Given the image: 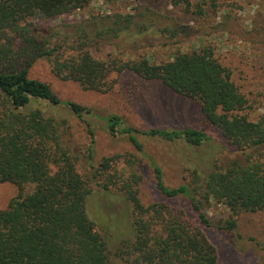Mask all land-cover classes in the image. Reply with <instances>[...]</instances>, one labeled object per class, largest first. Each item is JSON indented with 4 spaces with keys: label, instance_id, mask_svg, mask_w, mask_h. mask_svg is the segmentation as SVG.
<instances>
[{
    "label": "trees",
    "instance_id": "trees-1",
    "mask_svg": "<svg viewBox=\"0 0 264 264\" xmlns=\"http://www.w3.org/2000/svg\"><path fill=\"white\" fill-rule=\"evenodd\" d=\"M90 1L0 0V184L19 189L7 209L0 210V264H110L114 243V255L126 264H217V250L202 228L234 234L237 216L264 212V115L249 122L238 114L247 102L208 48L177 54L161 65L144 59L101 62L89 53L87 47L95 40L137 44L166 32L151 18L146 19L149 25L137 26L131 16H116L94 32L81 26L71 43L67 37L61 41L55 33L38 32L30 22L55 19ZM42 61L48 62L55 78L85 91H110L113 72L160 82L194 101L203 120L219 130L228 146L242 152L243 163L193 168L189 182L171 188L149 159L159 196L167 202L184 200L192 221L165 202L144 206L136 176L110 172L120 157L102 159L89 176L81 175L77 159L61 139L68 127L55 113L83 122L91 110L62 99L47 83L32 78L31 69ZM105 123L110 137L126 136L140 155L138 135L183 141L193 148L212 142L190 128L138 131L116 115L106 117ZM85 126L92 138V128ZM28 185L33 190L25 194ZM210 203L225 207L229 217L213 221L206 213ZM124 215H129V228Z\"/></svg>",
    "mask_w": 264,
    "mask_h": 264
},
{
    "label": "rangeland",
    "instance_id": "rangeland-1",
    "mask_svg": "<svg viewBox=\"0 0 264 264\" xmlns=\"http://www.w3.org/2000/svg\"><path fill=\"white\" fill-rule=\"evenodd\" d=\"M116 16H131L137 26L149 25L146 19L151 18L153 23L160 22L158 27L166 32L137 44L95 40L87 47L94 59L105 62L114 58L121 63L144 59L161 65L177 54L208 48L229 72L231 81L247 102L246 108L238 114L249 122H256L264 115V0H91L69 14L52 20L35 18L30 22L38 32L55 33L56 40L61 41L67 37L71 43L81 26L94 32ZM30 75L47 83L62 99L91 110L83 122L69 114L55 113L59 116L57 120L64 119L68 127L61 139L77 159L78 172L89 176L91 167L96 169L102 159L120 157L112 164L110 172L117 170L126 176L133 173L137 178L138 198L146 207L154 202H165L174 212H182L187 221L194 219L184 200L167 202L159 196L149 159L161 168L163 182L171 188L189 182L193 168L223 167L232 160L243 163L242 152L228 146L219 130L203 120L194 101L174 94L160 82L141 80L128 71L113 72L110 91H85L78 84L55 78L46 61L36 63ZM109 115L120 117L126 126L138 131L190 128L205 133L212 142L193 148L183 141L166 142L138 135L143 149L140 155L126 136L112 138L108 135L105 118ZM85 123L93 130L92 138ZM32 190V185L25 186L24 193ZM18 195L15 185L0 184V210H6ZM92 204L93 209L94 202ZM206 213L215 222L229 217L228 210L216 203H210ZM122 219L129 228V215ZM236 220L234 234L202 228L217 250V264H264V212L242 213ZM110 249V264H126L114 255L117 244H112Z\"/></svg>",
    "mask_w": 264,
    "mask_h": 264
}]
</instances>
